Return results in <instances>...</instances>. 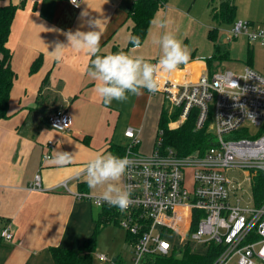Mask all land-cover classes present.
<instances>
[{
	"label": "crops",
	"instance_id": "crops-1",
	"mask_svg": "<svg viewBox=\"0 0 264 264\" xmlns=\"http://www.w3.org/2000/svg\"><path fill=\"white\" fill-rule=\"evenodd\" d=\"M9 1L17 7L7 41L16 77L7 116L0 118V264H55L50 248L82 247L103 211L77 196L80 185H87L83 172L87 161L98 152L115 154L116 147L126 150L131 142L125 135L127 127L139 133L138 149L151 153L166 101L163 94L144 90L140 96L129 95L126 102L114 100L106 106L85 72L94 57L69 50L57 62L48 53L56 41L67 43L61 32L92 30L89 22L97 19L102 20L103 28L101 55L124 47L125 52H132L133 0H81L78 7L69 0H0V5ZM222 1L236 6L234 20H257L264 26V0H219V5ZM145 50L144 41L133 54L145 57ZM148 60L153 63L158 58ZM178 70L176 75L184 70L190 79L215 71L202 59H191ZM58 107L70 114L67 131L56 130L47 122L49 112ZM48 141L54 142L51 155L53 151L68 152L73 154L72 161L57 166L45 159ZM37 172L42 175V189L30 187ZM65 180L69 189L58 186ZM101 191L87 185L91 195L100 196ZM121 217L119 210L116 220L102 230L114 223L115 234L127 239L119 225ZM7 226L13 232L10 241L2 236Z\"/></svg>",
	"mask_w": 264,
	"mask_h": 264
},
{
	"label": "built area",
	"instance_id": "built-area-1",
	"mask_svg": "<svg viewBox=\"0 0 264 264\" xmlns=\"http://www.w3.org/2000/svg\"><path fill=\"white\" fill-rule=\"evenodd\" d=\"M240 36L264 46V26L253 21L237 18L232 22L226 40ZM186 75L184 70L181 75L161 72L159 90L150 94H163L165 107L171 113L177 111L178 118L170 128L194 116L195 128L208 126L215 143L203 154L178 156L172 148L163 152L159 147L163 128H159L156 146L144 153L138 149L139 133L127 127L125 135L131 142L120 157L130 160L124 185L132 191L131 203L121 211L119 223L134 238L130 242L133 264L171 255L177 245L187 242L202 246L204 254L215 247L217 255L211 264H264V196L258 201L255 194L257 177H264V72L247 65L242 73L215 70L197 79ZM47 122L56 130L67 131L70 114L55 108ZM250 125L260 127V133L249 135ZM53 146L48 141L45 159L51 157ZM231 171H242L245 178L231 176ZM58 186L69 189L68 180ZM30 187L43 188L40 172ZM261 189L264 181H260ZM77 196L97 207L110 206L97 203L99 196L86 191ZM2 236L12 240L10 226L3 229ZM98 257L109 260L105 253Z\"/></svg>",
	"mask_w": 264,
	"mask_h": 264
},
{
	"label": "clouds",
	"instance_id": "clouds-1",
	"mask_svg": "<svg viewBox=\"0 0 264 264\" xmlns=\"http://www.w3.org/2000/svg\"><path fill=\"white\" fill-rule=\"evenodd\" d=\"M71 3L79 6L77 0H71ZM101 22L99 19L90 21L92 30L89 31H82L79 28L67 32H61L59 29L46 31L61 32L66 37L67 43L56 41L54 50L48 52L57 62L62 61L69 50L94 57L85 72L89 79L95 82L94 91L106 106L111 105L114 100L126 102L129 95L140 96L144 90L155 93L159 90L161 72H174L190 59V50L173 32L166 30L168 22L163 19L155 22L161 29H165L153 40L160 50L156 63L150 62L143 55L133 54L135 49L141 46L140 38L137 36L131 37L135 46L132 52L118 51L101 55L100 42L103 36ZM72 159L73 154L53 151L49 161L54 165L63 166ZM129 165L128 157L112 153L98 152L87 161L83 172L88 187L102 190L97 203L105 202L122 212L127 210L131 203L132 189L131 186L123 185L122 181Z\"/></svg>",
	"mask_w": 264,
	"mask_h": 264
},
{
	"label": "rangeland",
	"instance_id": "rangeland-1",
	"mask_svg": "<svg viewBox=\"0 0 264 264\" xmlns=\"http://www.w3.org/2000/svg\"><path fill=\"white\" fill-rule=\"evenodd\" d=\"M219 6V0H168L166 5L156 11L151 21L144 40L146 45L145 53L143 52L146 55L145 58H159L160 50L153 43V40L161 35V30L162 32L165 30L155 23L163 19L168 22L166 30L173 32L190 50L189 60L202 59L215 70L242 73L244 68L250 65L255 70L264 72V46L259 43L251 44L245 36H240L231 42L227 41L226 36L231 23L221 22L213 17V10ZM254 21L258 26V21ZM163 110L166 116H169L168 125L173 127L174 121L178 118L177 111L171 113L168 107H164ZM162 112L159 115V123ZM159 127L160 125H158V130ZM248 127L249 135L254 136L260 133L261 129L258 126L250 125ZM229 175H235L240 179L245 178V173L242 171H231ZM110 225L112 226L106 230L101 229L98 233L93 264H133L134 254L130 241L128 238L125 239L123 235L118 237L114 230L115 224ZM120 228L125 231V235H128L126 229ZM186 247H190L191 252L199 255L203 252L202 246L187 242L177 245L176 255L182 254ZM98 253L107 254L109 260L102 261L97 257Z\"/></svg>",
	"mask_w": 264,
	"mask_h": 264
},
{
	"label": "trees",
	"instance_id": "trees-1",
	"mask_svg": "<svg viewBox=\"0 0 264 264\" xmlns=\"http://www.w3.org/2000/svg\"><path fill=\"white\" fill-rule=\"evenodd\" d=\"M167 1L133 0L130 9V18L133 21V25L129 46H134L131 41V37L133 36L139 37L141 44L144 42L156 11L164 6ZM16 9V5L11 1L7 4L0 5V118L7 116L10 92L16 77V73L11 65L12 51L7 45ZM235 14L236 6L229 1H222L220 8L213 10V17L221 22H233ZM118 50L126 51L127 48H119ZM168 120L169 116H166L163 110L159 123V128H163L162 141L159 146L163 152L167 151L168 148H172L178 156H186L194 153L203 154L215 143L214 134L208 129V126H204L201 129L195 128L194 116H191L177 128H170ZM124 153L125 148L116 147L114 155L122 156ZM260 181H264L262 175L257 177L255 181V194L258 197V201L264 196V189H261L260 192ZM80 191L87 192V185L81 184ZM118 211L116 207L104 206L103 211L95 218V231L84 242L82 247L68 248L58 245L52 246L50 250L55 264H93L98 233L103 226L116 220ZM133 240L134 238L128 233V241L131 242ZM216 255L217 251H215V247H212L207 253H202L201 255L191 252L190 247H186L180 255H176L175 252L168 256H154L143 264H211Z\"/></svg>",
	"mask_w": 264,
	"mask_h": 264
}]
</instances>
